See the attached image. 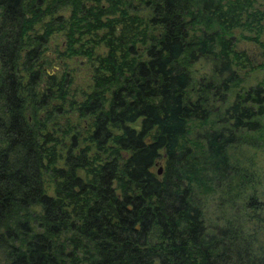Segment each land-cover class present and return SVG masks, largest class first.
<instances>
[{
    "label": "trees",
    "instance_id": "obj_1",
    "mask_svg": "<svg viewBox=\"0 0 264 264\" xmlns=\"http://www.w3.org/2000/svg\"><path fill=\"white\" fill-rule=\"evenodd\" d=\"M260 72L264 0H0V264H264Z\"/></svg>",
    "mask_w": 264,
    "mask_h": 264
},
{
    "label": "rangeland",
    "instance_id": "obj_2",
    "mask_svg": "<svg viewBox=\"0 0 264 264\" xmlns=\"http://www.w3.org/2000/svg\"><path fill=\"white\" fill-rule=\"evenodd\" d=\"M64 13V12H62ZM67 13V12H66ZM65 13V14H66ZM63 36H56L54 37L51 41H50V44H51V47L53 49H55L57 47V45H60L59 47L62 48V45H63ZM244 44H246L245 46H249L250 50L252 51V54H254V56H256V53L260 54V47L258 44H247V42H245ZM54 57V56H53ZM68 64H69V67L71 66L75 69H79L80 68V71L78 74V80L79 82H82V80L84 81L83 78H85V76L87 75V71L88 69L86 67H84V63L81 62L80 58L77 59V60H71V58H68L67 60ZM52 69H49L50 71H52L54 69V66L50 67ZM193 71H194V76L196 79H199V77H202V76H205L209 73L210 71V68H209V65H207L204 60H200L199 63H197L196 65L193 66ZM253 78H251L250 80L247 81V86H254L257 81H261L264 79V73L260 72V73H253L252 75ZM244 154H245V157H247L246 161H252V164L253 165V171L256 173L257 175V181L259 182L258 183V189H259V192L261 194H263L264 196V148L262 149H254V148H246V151H244ZM250 159V160H249ZM245 161V162H246ZM164 161H161L159 164H157V166L155 167L156 168V171H160V169H162L163 171V167H164ZM47 187H48V192L50 194L53 193V187L54 185L51 184V183H47ZM261 240H263V243H264V235L261 234L260 236Z\"/></svg>",
    "mask_w": 264,
    "mask_h": 264
},
{
    "label": "water",
    "instance_id": "obj_3",
    "mask_svg": "<svg viewBox=\"0 0 264 264\" xmlns=\"http://www.w3.org/2000/svg\"><path fill=\"white\" fill-rule=\"evenodd\" d=\"M160 174H162V169H160V171H159V175H160Z\"/></svg>",
    "mask_w": 264,
    "mask_h": 264
}]
</instances>
